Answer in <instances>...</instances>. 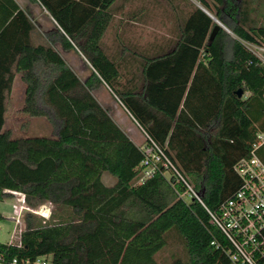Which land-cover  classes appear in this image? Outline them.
Returning <instances> with one entry per match:
<instances>
[{"label":"trees","instance_id":"trees-1","mask_svg":"<svg viewBox=\"0 0 264 264\" xmlns=\"http://www.w3.org/2000/svg\"><path fill=\"white\" fill-rule=\"evenodd\" d=\"M37 1L54 20L41 33L43 42L32 40L36 25L25 8L0 0V200L17 191L29 207L52 204L48 219L25 210V230L69 223L59 239L69 250L56 251L51 264H161L156 254L171 230L187 256L168 264H229L218 246L228 240L208 209L218 211L240 187L235 165L264 131V61L246 43L264 45L260 5L200 0L233 33L219 26L210 39L217 21L194 5L174 45L120 42V50L109 52L103 36L117 0ZM57 44L81 53L85 77ZM128 60L139 65L130 67ZM16 73L26 83L20 110L45 117L50 134L12 135L4 127ZM101 84L205 204L195 195L186 199V182L161 163L145 182H133L145 149L95 96ZM257 152L264 158V143ZM27 246L0 241L2 264L39 255Z\"/></svg>","mask_w":264,"mask_h":264},{"label":"rangeland","instance_id":"rangeland-1","mask_svg":"<svg viewBox=\"0 0 264 264\" xmlns=\"http://www.w3.org/2000/svg\"><path fill=\"white\" fill-rule=\"evenodd\" d=\"M251 1L253 7L260 5L256 11L264 15V2ZM19 3L27 10L36 25L32 40L43 42L41 33L53 25V17L37 0H19ZM200 4H202L200 0H117L114 4L115 15L105 31L103 42L110 50L109 52L116 48L120 50V42L130 43L140 48L160 47L165 44L172 46L179 37L183 19L194 5ZM262 22L264 17H259L258 23ZM246 43L255 52L264 54V51L256 44L247 41ZM56 47L80 77L89 72L86 66L87 61L80 52L74 49L64 50L58 44ZM25 86L26 83L21 75L16 73L7 99L4 127L11 129L12 135L50 134L51 125L45 117L31 116L20 110L24 103ZM94 92L99 101L109 107L118 122L128 126L127 129L132 132H130L132 137L142 146H147L146 135L119 100L112 95L109 88L102 84ZM105 179L111 180L109 175H106ZM17 194L15 191L13 195L0 200L2 212L0 241L18 240L28 245L29 252H39L48 256L55 254L56 251L68 249L70 245L59 244V239L66 234L69 223H52L32 230L23 228V223L21 224L20 221L27 209H19ZM184 196L186 199L190 198L189 193H185ZM174 256L186 257L187 254L181 237L175 230H171L167 233V244L156 254V257L161 264H168Z\"/></svg>","mask_w":264,"mask_h":264},{"label":"built area","instance_id":"built-area-1","mask_svg":"<svg viewBox=\"0 0 264 264\" xmlns=\"http://www.w3.org/2000/svg\"><path fill=\"white\" fill-rule=\"evenodd\" d=\"M263 143L264 131H259L250 155L241 158L235 165L242 178L240 187L221 203L218 211L208 209L212 222L222 230L228 240L227 244L219 243L218 246L221 245L227 252L229 264H264V158L257 152ZM143 148L145 157L137 167L135 184L143 183L153 176L161 163L170 174L173 173L186 182L188 188L185 193L197 196L205 204L179 168L155 142L147 143ZM16 197L20 210L28 209L44 219L50 217L52 210L50 202L29 207L23 193H18ZM51 258V255L49 257L46 254H39L34 258L14 256L11 263L51 264Z\"/></svg>","mask_w":264,"mask_h":264},{"label":"crops","instance_id":"crops-1","mask_svg":"<svg viewBox=\"0 0 264 264\" xmlns=\"http://www.w3.org/2000/svg\"><path fill=\"white\" fill-rule=\"evenodd\" d=\"M19 5H20V3H19V0H15ZM261 2H264V0L262 1L261 0ZM21 6V5H20ZM22 7V6H21ZM262 18H263V16H261ZM229 31L230 32H232L230 29H229ZM255 44V43H254ZM258 47H260L263 51H264V45H260V44H256ZM257 53V52H256ZM261 58H262V60L264 61V54H262V53H257ZM127 65L128 66H130V67H134V66H136V65H139V60H128L127 61ZM88 70V69H87ZM86 70V71H87ZM88 72V71H87ZM82 77H85V75L84 76H82ZM102 85V84H101ZM101 85H99V86H101ZM99 86L98 87H96V89H98L99 88ZM95 91V90H94ZM94 94H95V92H94ZM95 96H96V94H95ZM97 97V96H96ZM98 98V97H97ZM99 100V99H98ZM121 123V122H120ZM122 124V123H121ZM138 125V124H137ZM122 126H124L123 124H122ZM124 128L126 129V131L129 133V135L132 137V132L129 130V129H127L128 128V126L126 127V126H124ZM140 128V127H139ZM141 129V128H140ZM142 130V129H141ZM143 131V130H142ZM131 132V133H130ZM143 133H144V131H143ZM145 134V133H144ZM133 139H134V137H132ZM135 140V139H134ZM136 141V140H135ZM137 142V141H136ZM138 144H140L139 142H137ZM141 145V144H140ZM15 192V191H14ZM0 213H1V215H2V212L0 211ZM12 238V237H11ZM13 239V238H12Z\"/></svg>","mask_w":264,"mask_h":264},{"label":"water","instance_id":"water-1","mask_svg":"<svg viewBox=\"0 0 264 264\" xmlns=\"http://www.w3.org/2000/svg\"><path fill=\"white\" fill-rule=\"evenodd\" d=\"M201 8H203L207 13H209L216 21H217V25L215 26V28L212 31V34L210 36V39H213L214 35L216 34L218 27L219 26H224L226 27L218 18H216L212 13H210V11L202 4L199 5ZM227 28V27H226ZM229 30V28H227ZM243 89L240 88L238 90L239 95H242Z\"/></svg>","mask_w":264,"mask_h":264}]
</instances>
